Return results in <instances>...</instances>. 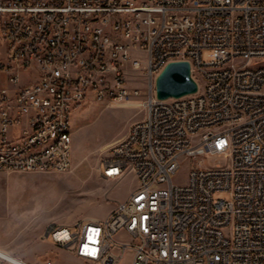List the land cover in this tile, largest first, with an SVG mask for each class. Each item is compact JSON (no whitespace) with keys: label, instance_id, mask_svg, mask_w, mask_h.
<instances>
[{"label":"built area","instance_id":"built-area-1","mask_svg":"<svg viewBox=\"0 0 264 264\" xmlns=\"http://www.w3.org/2000/svg\"><path fill=\"white\" fill-rule=\"evenodd\" d=\"M0 37V174L69 171L70 111L145 86L142 119L98 167L133 174L132 191L104 220L49 224L40 240L80 264H264V0H0ZM176 61L197 90L158 100Z\"/></svg>","mask_w":264,"mask_h":264},{"label":"rangeland","instance_id":"rangeland-1","mask_svg":"<svg viewBox=\"0 0 264 264\" xmlns=\"http://www.w3.org/2000/svg\"><path fill=\"white\" fill-rule=\"evenodd\" d=\"M4 50L0 37V60ZM207 59V52H203L202 60ZM133 80L131 85L140 89L137 98L118 104L91 100L72 110L69 171L0 174V247L20 249L30 241L36 255L34 262L25 260L29 264H80L50 240H40V234L49 224L72 227L90 219L104 220L115 203L123 201L134 188L131 173L114 181L104 180L98 173L108 146L124 138L128 127L143 117L140 103L145 99V86ZM223 162L222 158H197L191 168L198 163L214 167ZM183 175L174 181L184 180ZM0 264L7 263L0 259Z\"/></svg>","mask_w":264,"mask_h":264},{"label":"water","instance_id":"water-1","mask_svg":"<svg viewBox=\"0 0 264 264\" xmlns=\"http://www.w3.org/2000/svg\"><path fill=\"white\" fill-rule=\"evenodd\" d=\"M196 90L197 85L186 61L167 63L154 82V94L158 100L177 99L193 94Z\"/></svg>","mask_w":264,"mask_h":264},{"label":"bare ground","instance_id":"bare-ground-1","mask_svg":"<svg viewBox=\"0 0 264 264\" xmlns=\"http://www.w3.org/2000/svg\"><path fill=\"white\" fill-rule=\"evenodd\" d=\"M72 110L70 111L71 117ZM50 124H57V116H50ZM15 141V133L14 132H7L4 135V142H14ZM53 148H55V139H47V142L42 144V147H36V154H43V152H52ZM23 154V147H15L14 148V155H22ZM125 175V171H118V178H121ZM90 220L81 221L79 224H89ZM125 236V229H118L117 230V237H124ZM0 259L9 262L10 264H25L13 257H10L3 252L0 251Z\"/></svg>","mask_w":264,"mask_h":264},{"label":"crops","instance_id":"crops-1","mask_svg":"<svg viewBox=\"0 0 264 264\" xmlns=\"http://www.w3.org/2000/svg\"><path fill=\"white\" fill-rule=\"evenodd\" d=\"M26 245H28V246H24L23 248H20V249L12 248V247H7V248L0 247V251L3 252L4 254L10 256V257H13V258L21 261V262H25V260L34 262V260H35L34 256L36 255V253H34L33 245L30 241L27 242ZM26 263L27 262H25V264ZM27 264H29V263H27Z\"/></svg>","mask_w":264,"mask_h":264}]
</instances>
